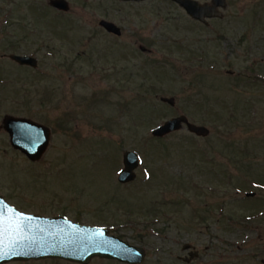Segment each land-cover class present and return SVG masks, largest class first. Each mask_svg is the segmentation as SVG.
<instances>
[{
    "label": "rangeland",
    "instance_id": "obj_1",
    "mask_svg": "<svg viewBox=\"0 0 264 264\" xmlns=\"http://www.w3.org/2000/svg\"><path fill=\"white\" fill-rule=\"evenodd\" d=\"M69 3L62 13L48 0H0V127L12 114L51 130L48 149L32 161L0 129V193L23 212L107 228L146 249L142 264H263L264 82L246 78V58L227 45L255 19L264 41V0H227L225 18L207 29L168 0ZM101 19L125 37H109ZM9 38L21 44L9 47ZM11 52L36 56L38 67L4 57ZM179 114L210 134L184 126L152 135ZM126 150L140 164L137 178L122 184ZM186 243L199 251L191 263L182 260Z\"/></svg>",
    "mask_w": 264,
    "mask_h": 264
},
{
    "label": "water",
    "instance_id": "obj_2",
    "mask_svg": "<svg viewBox=\"0 0 264 264\" xmlns=\"http://www.w3.org/2000/svg\"><path fill=\"white\" fill-rule=\"evenodd\" d=\"M175 1L192 18L200 21L223 16L218 9L227 6L226 0H211L210 3H201L199 0ZM50 3L60 10L70 9L67 0H51ZM101 24L110 31L120 32V27L113 21L103 19ZM10 58L20 64L37 66V59L30 55L11 54ZM161 100L170 105L176 104L174 96H162ZM184 126L197 136L206 137L210 134V128L206 125L191 122L185 114H179L155 127L152 135L161 138L181 130ZM1 127L8 131L13 148L23 152L32 161L41 159L49 147L50 128L33 119L7 114ZM139 163V153L136 150H126L123 153L124 166L119 172L118 180L121 183L135 180ZM254 194L248 193L249 196ZM190 247L191 244L186 243L183 250ZM196 254L198 252L190 253L192 258ZM48 257L83 264L89 263L94 257L141 264L146 258V249L110 234L102 226L80 224L64 216H43L20 211L0 193V264Z\"/></svg>",
    "mask_w": 264,
    "mask_h": 264
},
{
    "label": "flooded vegetation",
    "instance_id": "obj_3",
    "mask_svg": "<svg viewBox=\"0 0 264 264\" xmlns=\"http://www.w3.org/2000/svg\"><path fill=\"white\" fill-rule=\"evenodd\" d=\"M51 0H48V4L49 6L54 9L55 11H58V12H62V13H67L68 11H70V9L68 11H64V10H60L56 7H54L53 5H51L50 3ZM68 3H69V0H67ZM122 1H125V2H134V3H146L148 1H151V0H122ZM171 4H174V5H177L179 6L181 9L183 8L177 1L175 0H168ZM227 1V0H226ZM202 3V2H201ZM203 3H210V2H203ZM69 6H70V3H69ZM226 8V7H225ZM184 9V8H183ZM224 9V8H223ZM185 10V9H184ZM220 11V8L218 9ZM186 11V10H185ZM222 12V11H221ZM223 13V12H222ZM225 18L224 14L223 16L221 17H212V18H208L207 21H200V20H197L199 22H201L202 24V27L204 28H212L211 27V22H213L214 20H223ZM103 19L100 20L99 24H100V27L103 29V31L109 36V37H112V38H115L117 40L119 39H123L126 35V31L121 27H120V32L119 33H116L114 31H110L108 30L105 26H103L101 24V21ZM104 20H108V19H104ZM112 21V20H110ZM114 22V21H113ZM258 20L255 19L253 21V24L249 25L245 30L244 32L242 33V36L239 38V39H236V42H232V43H229L227 45V52L230 54V55H234L235 53L237 54H243L244 57L246 58L245 62H246V66L244 67V76H246V78H249L250 80H252L253 82H258V83H263L264 82V41H262L260 39V36L258 34V30H259V26L257 24ZM21 37H26V36H21ZM135 38V34L134 35H130V38ZM144 37V35H143ZM147 38V34H146V37ZM144 39V38H143ZM220 39V35H218L217 39L216 40H219ZM130 43V42H129ZM137 43V42H136ZM21 44V41L20 40H14L13 38H9L8 40V46L9 47H16V46H19ZM238 49H235L236 47H238ZM243 46V47H242ZM122 49L123 51L127 50L126 48H124L122 46ZM139 49L143 52H146V51H150V49L143 43H140L139 44ZM240 51V52H239ZM239 52V53H238ZM11 54H20V53H14V52H11L9 54H4V57H8L10 58V55ZM21 55H30V56H33L37 59V66H33L31 64H20L19 62L15 61L14 59L10 58L12 62H14L15 64H19L23 67H33V68H37L38 65H39V60L36 56L34 55H31V54H21ZM227 73L233 75V76H236V75H241L240 72L236 73L234 70L232 69H227ZM0 129H3L5 130L4 128H1ZM6 131V130H5ZM8 133V131H6ZM9 135V133H8ZM10 139V137H9ZM246 153V152H245ZM250 154V152L248 151L247 154ZM248 154V155H249ZM251 192H254V191H251ZM249 192L246 193V196H249L248 195ZM256 194V192H254ZM254 194V195H255ZM254 195H251V196H254ZM249 196V197H251ZM186 251L188 252V254L182 256V260L187 262V263H191L195 258H197L199 256V251L196 249V247L194 245L191 244V247L189 249H186ZM195 253V252H198V254H196L193 258L191 257L190 253Z\"/></svg>",
    "mask_w": 264,
    "mask_h": 264
}]
</instances>
